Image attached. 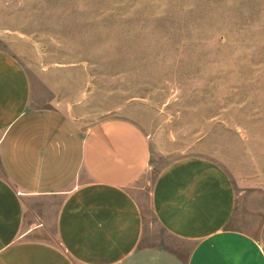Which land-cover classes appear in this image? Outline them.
<instances>
[{"label":"rangeland","instance_id":"rangeland-1","mask_svg":"<svg viewBox=\"0 0 264 264\" xmlns=\"http://www.w3.org/2000/svg\"><path fill=\"white\" fill-rule=\"evenodd\" d=\"M0 49L36 107L144 132L141 195L170 164L203 157L236 189L234 225L264 219V0H0Z\"/></svg>","mask_w":264,"mask_h":264},{"label":"crops","instance_id":"crops-1","mask_svg":"<svg viewBox=\"0 0 264 264\" xmlns=\"http://www.w3.org/2000/svg\"><path fill=\"white\" fill-rule=\"evenodd\" d=\"M150 162L131 121L85 128L36 107L23 65L0 49V264H264V219L234 225L237 192L217 163L176 161L141 195Z\"/></svg>","mask_w":264,"mask_h":264}]
</instances>
